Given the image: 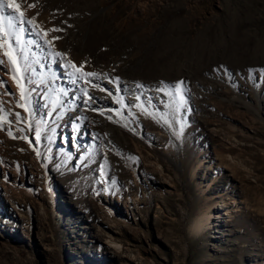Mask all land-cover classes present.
<instances>
[{"label": "rangeland", "instance_id": "rangeland-1", "mask_svg": "<svg viewBox=\"0 0 264 264\" xmlns=\"http://www.w3.org/2000/svg\"><path fill=\"white\" fill-rule=\"evenodd\" d=\"M17 2L37 27L28 110L0 49V264H264V0Z\"/></svg>", "mask_w": 264, "mask_h": 264}, {"label": "snow or ice", "instance_id": "snow-or-ice-1", "mask_svg": "<svg viewBox=\"0 0 264 264\" xmlns=\"http://www.w3.org/2000/svg\"><path fill=\"white\" fill-rule=\"evenodd\" d=\"M35 5L28 4V8H32ZM6 9H11L13 15H6ZM27 24L30 27L35 30L37 27L35 25V21L31 18L26 17V12L22 10L21 3H18L17 0H0V49H3L4 56L7 57L10 65H11V71L13 74V79L17 82L18 87L20 88V99L22 101H25L24 104H18L19 107H24L25 110L27 109V88L25 85L26 77L24 73L28 71V69L21 65L19 63V53L24 54L25 60H27V53L24 50V33L25 28L21 27L20 25ZM48 31H62V29L53 28ZM37 35H40L39 32L36 33ZM48 34L47 31L44 32V36L46 37ZM59 37H53V40H58ZM28 43H35L34 41H28ZM45 44L49 47H52V41L51 40H45ZM18 45L19 49H17L15 46ZM53 57H62L64 54L61 52L53 51L50 53ZM3 65V61L0 60V66ZM71 66L75 71L72 73V75H76L79 73L78 79H85L86 83H91V80H88L86 78L91 77H97V73L93 72H86L81 71V67H78L75 63L69 61L68 65ZM252 70H250L251 72ZM264 71V70H261ZM76 81L74 80L73 83ZM114 83L117 84V87H119V78H116ZM162 86L157 87V91L164 92V88L167 87L171 89L172 91L168 93V99L166 101V106L168 107L169 111L165 113L164 115L166 117H169L170 119H165V124H170L172 120H177L178 114L183 108L184 104L186 103V93L187 89L184 87V81H178L175 84H166L165 82H161ZM137 88H143L144 86L141 84L136 85ZM103 91V89H101ZM11 95V93H9ZM84 95H88L87 90H85ZM92 97L89 96V100H91ZM137 100H140V96L136 97ZM139 106V105H137ZM2 110V109H0ZM148 114V113H146ZM16 118L19 121L21 119L20 113H16ZM0 119H3V117H0ZM111 119V117H109ZM177 122H180L182 124V120H178ZM11 123V122H9ZM31 128V125H29ZM9 135H12L11 129L9 128ZM26 138V137H25ZM41 138V130L40 128H36L35 130V140L39 141ZM31 142V141H30ZM132 159H135L134 157Z\"/></svg>", "mask_w": 264, "mask_h": 264}, {"label": "bare ground", "instance_id": "bare-ground-1", "mask_svg": "<svg viewBox=\"0 0 264 264\" xmlns=\"http://www.w3.org/2000/svg\"><path fill=\"white\" fill-rule=\"evenodd\" d=\"M211 218L209 212L204 214V218H202L198 224H194L193 228L195 231H200L203 227L209 226V219Z\"/></svg>", "mask_w": 264, "mask_h": 264}]
</instances>
